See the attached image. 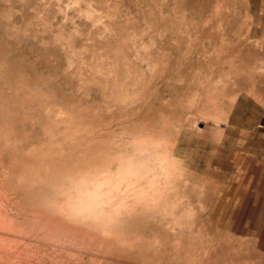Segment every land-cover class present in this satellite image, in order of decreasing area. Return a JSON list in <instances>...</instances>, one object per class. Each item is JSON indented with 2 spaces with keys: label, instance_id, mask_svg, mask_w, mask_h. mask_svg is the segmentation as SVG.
Instances as JSON below:
<instances>
[{
  "label": "rangeland",
  "instance_id": "374dc122",
  "mask_svg": "<svg viewBox=\"0 0 264 264\" xmlns=\"http://www.w3.org/2000/svg\"><path fill=\"white\" fill-rule=\"evenodd\" d=\"M247 5L0 0L3 264H264V176L231 164L218 109L235 96L211 81ZM154 142L179 172L97 186L109 156Z\"/></svg>",
  "mask_w": 264,
  "mask_h": 264
},
{
  "label": "crops",
  "instance_id": "0c3cea01",
  "mask_svg": "<svg viewBox=\"0 0 264 264\" xmlns=\"http://www.w3.org/2000/svg\"><path fill=\"white\" fill-rule=\"evenodd\" d=\"M246 1L248 5L240 9L242 18L233 25V31H237L233 35L234 46L227 45V65L221 66L211 81L222 82L218 85H224L226 96H235L232 102L228 99L222 102L218 109L226 112L222 113V120L226 121L222 124L228 134L229 157L234 159L231 164L235 167V160L243 159L239 168L261 178L264 176V0Z\"/></svg>",
  "mask_w": 264,
  "mask_h": 264
},
{
  "label": "bare ground",
  "instance_id": "6f19581e",
  "mask_svg": "<svg viewBox=\"0 0 264 264\" xmlns=\"http://www.w3.org/2000/svg\"><path fill=\"white\" fill-rule=\"evenodd\" d=\"M94 78V77H92ZM121 87V86H120ZM3 98V97H2ZM124 100H122V98L118 101V102H115V105H118V103H122ZM122 105V104H121ZM65 113V112H64ZM52 120H53V117H52ZM55 120V119H54ZM67 120V119H66ZM67 121H70L67 120ZM66 121V122H67ZM50 122V121H49ZM52 122V121H51ZM50 122V124H51ZM55 122V121H54ZM48 124V125H50ZM52 126H54L52 124ZM51 127V126H50ZM48 127L50 130L52 128ZM47 129V128H46ZM49 131V130H48ZM51 132V131H50ZM68 134V133H67ZM67 137V135H65ZM70 136V135H69ZM66 137H62V138H66ZM56 139V138H55ZM68 139V138H67ZM66 139V140H67ZM71 139V138H70ZM11 141V140H10ZM53 142L55 140H52ZM51 141V142H52ZM63 141V140H62ZM60 142V141H59ZM68 142V141H67ZM67 142H65L64 144H66ZM70 142V141H69ZM98 142V141H97ZM50 143V142H49ZM57 143V141H56ZM62 143V142H61ZM96 143V142H95ZM51 144V143H50ZM111 144V143H110ZM138 144V143H137ZM49 145V144H48ZM55 145V144H53ZM59 145V144H58ZM47 146V145H46ZM57 146V144H56ZM55 146V147H56ZM44 147V145H42V148ZM54 147V148H55ZM60 147V146H59ZM65 147V146H64ZM87 147V146H86ZM40 147H38L39 149ZM40 148V150L42 149ZM62 148V147H61ZM99 148V147H98ZM50 150V148H48ZM56 149V148H55ZM60 149V148H58ZM56 149V150H58ZM46 150V149H45ZM48 150V151H49ZM55 150V151H56ZM63 150V149H62ZM136 150L139 151V155L137 157H134V156H128V157H121V156H116V157H111L109 156V160L110 158L112 160H115L117 161L119 164H118V169L117 171L115 172H111L109 171V165H108V162L106 164L107 166V170L110 172L108 174V176H106V178L103 180V182L101 183L100 181H98V183H96V181L94 180V182L97 184V186L101 189H104L105 190V193L106 195H111L110 194V191H113V193H115L116 195L118 194V196H120L122 194V196L124 194H129L130 192L136 190L139 186V184H141L142 181H145V182H148L149 185L146 186L147 187H151V185L154 184V179L155 177H158L160 175H169V174H174V173H177L179 172V167H178V161L177 159H175L172 155H171V149L168 147V146H161L158 142H154L152 144H148V145H143L141 147L139 146H136ZM34 151V149L32 150ZM44 151V150H43ZM150 151H153L154 153H161L158 154L157 157L154 158V160L152 161V165H153V172L155 173V175L153 176L154 178L152 180H149L150 178L148 176H146L145 174H147V171L145 172H142L141 171V167H144L146 164H150L149 160H146V154H148L147 152H150ZM31 152V151H30ZM38 152V151H37ZM40 152V151H39ZM50 152H53L50 150ZM46 153V151H45ZM44 153V154H45ZM57 153V152H56ZM80 153V152H79ZM87 153V152H86ZM51 154V153H50ZM50 154H49V157H50ZM40 155V154H39ZM39 155H37L38 157H40ZM43 155V154H42ZM48 155V153H47ZM53 155V154H52ZM31 156V155H30ZM45 156V155H44ZM55 156V155H54ZM141 156V157H140ZM52 157V156H51ZM145 157V158H144ZM42 158V157H41ZM148 158V156H147ZM37 159V158H36ZM44 159V158H42ZM46 159V157H45ZM45 159L43 160V162H45ZM52 159V158H50ZM49 159V160H50ZM62 159V158H61ZM41 162L42 160L39 159ZM180 161V160H179ZM50 162V161H49ZM52 162V160H51ZM71 163V162H70ZM47 164V162H46ZM106 169V168H105ZM89 173V172H88ZM76 174V173H75ZM98 175V174H97ZM48 177V176H47ZM67 177V176H66ZM93 178H96L95 176L93 177L92 176V179ZM91 179V178H90ZM98 179V177H97ZM148 179V180H147ZM160 179V178H159ZM86 180V179H85ZM91 181V180H90ZM85 182V181H84ZM100 182V183H99ZM88 183V182H87ZM90 183V182H89ZM143 183V182H142ZM86 185V183H85ZM90 185V184H88ZM81 186V185H80ZM145 185L142 186L143 187H146ZM83 187V186H81ZM85 187V186H84ZM94 187V186H93ZM140 189L141 188V185L139 186ZM97 189V187H95ZM83 189V188H82ZM145 189V188H143ZM139 190V189H138ZM137 191V190H136ZM83 192V191H82ZM96 191H94V194H95ZM100 193V191H99ZM97 193V194H99ZM104 193V194H105ZM138 193V191L136 192ZM135 193V194H136ZM120 194V195H119ZM89 195V194H88ZM95 197V196H94ZM100 197H101V194H100ZM99 198V197H98ZM110 198V197H109ZM118 199V198H117ZM74 201V200H73ZM78 202V201H77ZM55 205V204H54ZM3 207V205H2ZM109 208V207H108ZM3 210V208L1 209V211ZM107 213V212H106ZM49 214V213H48ZM19 218V215L17 216V219ZM70 220V219H69ZM25 225V224H24ZM115 229V228H114ZM1 233L3 235L5 234H8L7 231L4 229V231L2 230ZM22 238V237H21ZM97 239V238H96ZM99 240V239H98ZM95 242V241H94ZM49 243V242H48ZM5 247V246H3ZM3 249V248H2ZM9 250V248H8ZM24 251V250H23ZM2 253V252H1ZM1 257V255H0ZM4 258V257H3ZM6 260V259H5ZM4 259L0 260V264H3L4 262Z\"/></svg>",
  "mask_w": 264,
  "mask_h": 264
}]
</instances>
